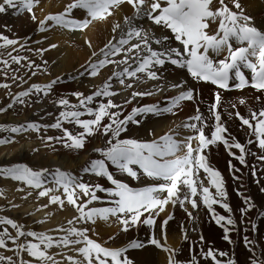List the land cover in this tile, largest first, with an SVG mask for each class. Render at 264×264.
Segmentation results:
<instances>
[{"label": "snow or ice", "instance_id": "obj_1", "mask_svg": "<svg viewBox=\"0 0 264 264\" xmlns=\"http://www.w3.org/2000/svg\"><path fill=\"white\" fill-rule=\"evenodd\" d=\"M123 0H76V2L69 6V8L85 9L92 20L103 19L105 13L111 14L109 8L122 3ZM128 3H133V0H127ZM141 5L145 0H137ZM166 6H161L160 0H154L151 3V11L147 13L148 18L156 25H162L167 29H170L174 34L175 39L183 45V52L175 48H165L163 51H157L151 48L149 43V37L145 35L143 37V47L147 49L149 55L142 57L139 60L138 65L134 69L125 68L123 72L115 74L116 78L120 80L121 84H125V77L128 79L137 78L138 73H144L147 71V75L150 79H158V75L155 71H148L153 66H163L166 62L176 65L179 68H186L187 72L197 80L210 82L216 85L220 89L227 90L229 88V82L231 79L239 81L236 85L238 88H244L250 86L257 91H264V31L258 29L252 22L251 17L243 15L241 4L239 0H234V7L240 9L241 12L232 11L226 5L224 0H220L223 7L213 11L210 8L212 0H164ZM20 5V10L27 9L31 12L33 8V0H3L0 3V13L7 11V8H14ZM159 14H155V13ZM139 13V9H137ZM34 18V17H33ZM220 18L218 30L215 34H209L206 30L209 27L208 20H215ZM48 19L55 21L62 26H74L75 29H83L91 22L85 19L82 22L76 20H65L63 15L49 16ZM118 27V26H117ZM41 30H45L41 27ZM142 29L131 28L126 37H121L115 44H112L109 51L104 53L107 58L110 54H119L123 50L124 45H128L132 37L140 38ZM2 39V37H0ZM168 37L162 39H153L154 43L163 44L167 41ZM235 41L240 47H233L232 41ZM6 43L11 45L14 42L12 40H6ZM246 45V46H244ZM55 47V45H53ZM141 49V44L132 45L129 51ZM227 50L228 55L223 60L214 61L209 53H220ZM43 51V50H41ZM19 62V58H14ZM109 62L107 59L100 60L97 63L91 64L92 76L97 75V69L106 65ZM7 63V62H5ZM127 63V60H125ZM242 69H248L252 73V81L249 85V81L246 79L244 71ZM54 83V82H53ZM6 86V85H5ZM127 87H132L131 84H127ZM52 84L46 85L45 89L36 88V91H42L44 95L48 94ZM173 87H182L177 84ZM118 93L111 91V83H106L99 90L95 91L92 95L83 97V94L76 93L79 100V105H70V102L66 99L59 101V106L62 108H71L73 110L62 111L60 117L66 122H75L84 131L78 135H73L64 130V137H57V140H63L65 137L70 144H65L66 147H72L75 149H82L85 145V137L92 136L100 132L107 136L111 134V139L107 141L109 147L106 149H98L102 159L92 160L83 171L88 174H94L97 177L106 178L114 185V189H105L100 185L94 187L81 182L77 177L70 175L61 170H57L52 173L51 181L45 179L47 170L34 171L27 166L15 165L5 168H0V175L6 178H11L15 181L23 182L25 185L42 189L38 192L40 197L49 196L50 193L63 189V193L66 196L67 203L74 206L80 215L76 218L78 221L95 223L97 218L107 220L109 216H116L120 223L124 226L123 230L127 231L128 227L136 226L139 223H143L149 226L155 224V218L159 212L164 211L165 207L172 203L175 206L178 201L180 205L186 202H190L193 208L197 207V202L194 199L197 196L198 189L196 181L193 179V175L198 170L202 169L207 173V178L213 188L216 190V195L221 200L215 199L209 191L208 187H202V199L205 206L210 210L213 204L219 203L225 211L231 213V208L227 203H222V200L227 199V193L224 190V180L221 173L218 170L209 166L205 149L218 143L223 144L227 148L231 155L235 156V153L231 152L232 148L238 149L240 155L236 156L241 164L245 163V147L235 141L231 137H226L225 133L227 128L222 123V117L219 112L220 108V95L215 97V103L211 106L215 119L214 131L210 137L205 135L204 127L206 123L202 120L200 115L195 116L193 119L200 123L187 124L188 127L194 130L197 135L189 137L187 142L182 146L181 142L177 141L173 136L166 135L157 142H138L132 139L120 140L119 137L122 132L127 131V125L131 123H139L135 119L137 115L144 113H159L161 110L156 106H148L143 108L133 109L132 113L127 117L121 119L120 112H113L112 109H119L121 106L115 104L111 99H107L106 103H99L98 107H89L97 97L109 98ZM148 93H133L136 95H147ZM30 91H24L19 93L15 97V102L23 103L25 97L30 96ZM195 98L194 89H187L181 92L175 97L169 107L164 108L163 112H171L174 108H178L183 101H192ZM130 102V101H129ZM240 103H244L243 100ZM12 107V105H9ZM83 109L77 110V109ZM3 111V109H0ZM92 116L93 119L82 120V116ZM231 115V114H230ZM237 118L240 119L243 125H246L251 129L252 135L255 136L259 149L264 151V109L259 111L251 110L250 118L241 116L239 112L235 113ZM105 118L108 119V123H103ZM253 121L255 123L253 124ZM50 127L61 128L62 122L58 121ZM39 131V126L35 123H29L27 125H21L10 129L13 133H20L23 131ZM52 137L48 140L51 141ZM195 139L198 141L196 148L192 147L191 141ZM115 141V143H113ZM231 141V142H230ZM8 141L0 140V144ZM252 141H249L251 143ZM186 148V154L184 156H178L177 153ZM264 160V156L259 157ZM109 164L116 169L126 173L129 177L138 178L137 170H134L133 166H137L139 170H142L143 174L147 177L164 181L165 183L156 184L149 187H144L139 190H135L128 184L116 180L112 173L109 171ZM51 183L53 187H46V184ZM183 184L190 189L192 199L189 201L188 196L180 198L179 188ZM76 189H79L85 197H89L83 203H78L80 197L76 193ZM106 192L108 196L113 197L111 204L114 207L104 208H88V205L96 202L100 199L96 195V192ZM160 193H167L166 197H161ZM31 195V193H29ZM246 207L241 209L242 214H246L252 207L247 197L244 198ZM52 204H58L61 208L64 206V200L60 196L52 195L50 197ZM158 210V211H157ZM147 212L150 215L141 221V216ZM191 217V213L188 214ZM217 224L224 222L226 225H234L235 221L230 217L223 215L213 214ZM173 217L169 216L168 220ZM69 224H73L74 221H68ZM168 221L162 222V228L166 229ZM0 224L9 225L12 229L16 230V234L11 235L7 228L0 231V248L7 249V242L10 241L17 245L16 249H9L13 251L27 252L30 257H33L41 264H47L52 261L55 264L53 258L47 255V249L54 246V240L47 234H38L34 231H24L22 226L15 223L12 219H0ZM224 226V225H222ZM63 231L66 235L59 237L55 241V246L63 244L65 247L70 245L83 244L84 246L76 249V251L83 257L85 264H108V258H111L112 264H132L126 257L120 261L119 257L123 256V253L128 249L122 250H109L102 247L99 243L94 242L87 236V229H78L71 227L68 229H58ZM225 236L224 239L229 243H232L229 232V227H224ZM32 237L38 243L27 242L18 243L21 237ZM72 237H75L74 239ZM166 238V237H165ZM148 243L161 248L163 251L170 252L169 264H178L173 259L175 255L174 250L163 247L160 242L153 236ZM252 241L246 240V244H251ZM43 246V247H42ZM145 245L138 241H132L130 247L133 249L142 248ZM217 255L221 257H227L226 252H214L212 249L206 253V258H211L215 261V264H236V261L229 257L225 262L217 260ZM70 264H81L80 261L75 260L73 257L67 258ZM7 260L8 264H17L10 257L0 256V262ZM18 264H29L24 261L23 258H19ZM192 264H196L195 259ZM252 264H256L253 260Z\"/></svg>", "mask_w": 264, "mask_h": 264}, {"label": "bare ground", "instance_id": "obj_2", "mask_svg": "<svg viewBox=\"0 0 264 264\" xmlns=\"http://www.w3.org/2000/svg\"><path fill=\"white\" fill-rule=\"evenodd\" d=\"M145 1L147 2L146 11L144 8H138V7L134 8L130 5L118 4L109 8V12L111 14L106 15L107 13H105L106 15L105 17L108 18L106 20L104 19V21L102 22H100L97 19L92 20L89 15L86 18L87 14L85 13L84 16L85 19H88L91 22L88 24V28H86L84 31L80 32L78 29H75L71 25L65 27L62 26L61 24H57L56 29L54 28L55 30H53L52 32L50 31V33H47L46 31L45 35H40L38 37L40 41L39 40L37 41L41 44L39 47L40 48L39 53L44 54V51H47V53H45L46 56L44 58H41L40 55L38 54V58L44 60V63L46 65L43 67L44 70H42V67L40 69L42 70L43 73H45V75L54 74L56 76H60L61 74L64 73L63 75H61L60 78L55 79L53 77L54 79H51L48 82L42 81V83L40 84L42 85H44V83H46L47 85L52 84V87L57 89L58 93L59 92L68 93L69 91H74L73 90L75 87L74 78L76 77V79L78 78L80 80V83L78 87L77 86L75 87V90H77L78 93H81L85 96L90 94L92 95V93H94L99 89L102 83H103L102 86H104V83H106L105 78H107L108 76H112L113 82L120 81L119 79L116 78L115 74L123 72L125 68H129L130 70L134 69L138 65L140 58L149 55L147 49L143 47V37L145 35L149 37V43L151 45V48L154 50L163 51L165 48H176L179 49L181 52H183V45L180 44V42L175 39V36L170 29H167L162 25H156L148 18L147 13L151 11V3L154 2V0H145ZM228 1L229 0H224V5H226L232 11H236L238 13L241 12L240 9L232 8L231 5H229ZM72 2L75 3L76 0H33V5L36 6L35 11H33V13L37 12L39 15H41L42 11L46 13L45 14L46 17L43 21H40V25L38 29L49 24V22L46 23V20H48V17L51 16L50 13L59 14L60 12L61 13L66 12L68 11V9H70L69 6L72 5ZM160 2L162 7L166 6L164 0H160ZM239 3L241 4L242 14L251 17V22L258 29L264 31V0H239ZM221 7H223V5H221L220 0H212V4L210 5L211 10L215 11ZM20 8L21 6L17 5L16 7H14L11 13L9 12L5 14L6 16H8L5 18L7 22L9 19L8 27H10L11 35L17 38L16 40H12L14 42L13 44L11 45L8 44L9 47H12V51H16L19 48H28L25 39L34 31L33 24L29 23L31 19L28 20L29 16H25V17L23 16L22 18L18 17V13H21ZM72 9L75 10L74 11L75 13L72 12ZM137 9H139V13L137 12ZM84 11L86 10L80 8H71L69 10L70 14L73 15L76 14L77 17L81 15L83 16L82 12ZM155 14H159L158 11ZM16 17H18V20H16ZM67 17L65 16V18ZM75 18L76 16H74V19ZM85 19H82L80 17V19L77 20L79 22H82ZM67 20H73V19L68 18ZM207 22L209 24V27L206 31L209 34H215L219 27L220 18H216L215 20L209 19ZM36 26H35V30H37ZM131 28L142 29L143 37L140 38L132 37L130 39L128 46L126 47L125 45L123 46V50L121 51L120 54H110L106 58L104 53L106 51H109L111 45L115 44L121 37L127 38L126 33ZM113 30H115L116 32H113ZM41 37H45V38L41 40ZM163 37H168L165 43L157 44L153 42V39H162ZM100 39L103 42H105L106 46L105 45L102 46L103 43L101 45L100 42L102 41H99ZM92 40L95 41V43H97V45L100 46L98 48L97 47L95 48L94 47L95 45H92V42H91L92 46H90V43L88 44V41L90 42ZM138 43L141 44V49L132 50V52L129 51L132 45ZM232 44L234 48L241 46L238 43H236L234 40L232 41ZM53 45H55V47H53ZM80 49L81 50L83 49L82 51L86 50L87 52H89V54L85 55L84 52L83 53L80 51L78 52V50ZM49 50H52V52H49ZM93 50L95 51L94 55H92ZM33 51L34 48H32L31 53H33ZM209 55L214 61H219L225 59V57L227 56V52L226 50L220 53L210 52ZM13 57L20 59V57H15V56ZM126 57L128 59L127 63H125ZM14 58L11 60L7 59V61L14 62L15 61ZM104 59L114 62H109L106 65L99 67V70L102 73V75L96 77V79H91L87 75L83 74L85 73L84 71L86 69L87 71H89L88 68L91 67V64L97 63L98 61ZM81 65L82 66L84 65L83 67L86 69L81 72H78V70L81 69L80 68ZM111 65H115V66L112 67ZM38 69H39L38 67H35L34 71L36 72L38 71ZM148 71H155L159 78L150 79L147 75V71L144 73H138L137 78L134 79L137 81V84L138 83L139 84L133 91L131 92L128 91L129 93H127L126 96L122 94V92L126 90L127 88L126 86H122V84L121 85L112 84L111 82V91L118 93L117 94L118 100L119 102L121 101L120 103L121 107L118 109V112L122 114L120 116L121 119L130 115L133 109L136 108L156 106L161 110L159 113L156 114L154 113L141 114L142 115L141 122L143 121L144 124L140 123V127H137L135 123L130 122L127 125V131L121 133L122 137L127 136L128 138L131 139L134 138L146 142L147 141L157 142L160 141L162 137L166 135H171L177 141L181 142V145L183 146L187 142L188 139L187 137L192 136V134L197 135V133L194 130L185 127V125L193 124V123L197 124V126L199 127L200 123L193 119L197 115H200L202 117V120L206 123V126L204 127L203 130L205 132V135L210 137L211 133L214 131V125H215L214 115L212 111H210V108L215 103L216 95L219 94L221 98L219 112L222 117V123L227 128V132L225 133V136L233 138L235 141L241 143L245 147L246 149L245 163L241 164L240 161L237 158H235L236 156L240 155L238 149L232 148L231 152L235 153V156L230 157L227 154V151L229 150L225 148L223 144L220 143L216 145H212L209 148L205 149V155L209 166L215 170H218L221 173L222 178L224 180V190L226 191L228 198L226 200H222L221 202L227 203L230 206L231 213H229V216L231 219L235 221L234 228L232 227L230 228V230L232 229V231L234 229V233H235L233 236V245H232L233 251L239 257V259L242 258V255H244L243 253H245V250L242 249L245 248L243 246L244 244L247 246L248 249H250L248 252L249 254L254 255L257 259L260 257L262 261H264V239H262V237L260 236V232L258 230L260 223L264 219V200L260 199L262 198L260 193L264 192V160L260 161L259 159V157L264 156V151L259 149L258 144L256 142V138L251 133V129H249L246 125H243L240 119L237 118V116L235 115V113L239 112L241 116L250 118L251 110L259 111L260 109H264V91H257L249 88L235 92H225L215 88L210 83L194 79L187 72L186 68H179L176 65H172L171 63H167V62L162 67L153 66ZM90 72L88 73L89 76L91 75ZM248 72L251 71L248 70ZM103 75L105 76L107 75V76L105 77ZM177 84L182 85V87H173V85H177ZM122 87L123 90L121 91ZM187 89H194L195 91L194 100L181 102L179 107L174 108L171 112L162 111L164 108L170 106L171 101L175 97H177L181 92ZM133 93H148V94L134 96ZM105 99L107 102V99L110 98H105ZM241 100H243L244 103H240ZM137 116L135 117V119L139 120L137 119L138 118ZM9 122L11 124L12 120H10ZM254 123L255 121H253V124ZM36 132L37 131L32 130V132L23 131L18 134L15 133L12 136V138L15 139H12L11 143H13L12 141L18 140L16 144L14 145H10L11 143L1 144L2 149H0L1 152L0 162H4V161L6 162V160L10 159L13 154L18 153L19 155H23L27 151H39L41 152L42 155H44L45 150L44 147L42 146L43 144L38 141L32 142L33 140H29V137L32 138L34 137L35 134L39 133ZM23 135H26L25 143L21 142ZM100 137H101V133L98 132L96 135H94L92 142L97 143L99 145L101 143ZM249 141L252 142L249 143ZM191 143L193 148H196L198 146L197 140L191 141ZM91 150L92 149L90 146H86L83 150L84 156L82 155L81 158L75 157L70 154H62L57 159V161L54 160L56 162H52V164L50 163L51 166L49 167L55 168L57 166L63 167L65 165L64 169L69 170L70 168L71 174H79L82 172L83 168L87 166L86 163L89 161L88 159L91 154ZM185 154H186V148H184L183 150L177 153L178 156H184ZM257 165L260 166L263 165L261 171L256 170ZM203 173L204 172H201V170H198L197 172L194 173L193 179H196L197 175L202 177L204 182V187H208L210 194L212 196L215 195L217 197L215 188L211 186L209 179L205 177L206 174ZM258 178L261 179V182L257 180ZM51 179L52 177L50 178V180ZM129 182L131 183L130 180ZM0 183L6 193L8 200L14 199L15 204L20 205L19 208V210L21 211L20 213L21 216H19L20 218H23L24 216H28V220L31 222H33L34 220L39 221L47 231L51 229V234L56 233L54 231L57 230V228H59L58 226L70 225L68 221H74L73 224L74 227L76 228L79 226L77 224V219H76L78 217L77 210L74 206L69 205L67 203V200L65 199L66 196L64 195L62 188L59 191L50 193L49 196L40 197L38 195V192L42 189L31 188L25 185L23 182L15 181L11 178H6L4 176L3 179L0 180ZM152 184L146 185L145 187L152 186ZM46 187H53V185L51 183H48L46 184ZM226 187L228 188V190H226ZM238 189L241 190L240 193H238ZM29 193H31V195H29ZM233 193H236L237 196L234 197ZM52 195L60 196L61 199L64 200L63 208H61L58 204H52L50 202V197ZM159 195L162 198L165 197V193H160ZM245 197L248 198L252 207L249 211H247L246 214H242L241 209L246 207L244 200ZM217 200H221L220 197H218ZM37 202H44L45 205L48 207V209L46 211L39 209L38 206L35 204ZM216 206H218L216 207V211H213V207H211L212 210L211 211L206 206L204 208V213H202L203 215L199 213L200 215H202V220L200 224H202L203 220H206V222L211 221L217 223L214 220L215 218L213 214L215 213L216 215H221V213H223L221 211L225 209L222 208L219 203ZM172 208H174L172 203H169L166 206V210H165L166 216L168 215L170 216V212L171 210H173ZM186 209H190V207ZM141 218L142 221L145 219L144 217ZM177 218L178 216L175 215L169 222V227L171 230L173 229L174 222ZM211 219H213L214 221ZM158 222H161V220L157 219V223ZM187 222L188 221L185 218V223L179 226L180 229H182V231H184V227L182 226L188 225ZM96 224L97 225H96V229H94V232L97 236L95 235L94 237H92L93 238L92 240L94 242L99 243L98 241H100V239H102L104 235H105L104 237H110L114 233V231L107 229L106 225H101V224L99 225L98 223ZM142 225H143L142 223H139L136 226L141 229ZM225 226L226 224H224V222L218 224L219 230L224 229ZM212 227L214 228L215 231H218L217 230L218 227L216 226V224L215 226L212 225ZM226 227L229 226L227 225ZM221 231L222 230H220V232ZM222 232H224V230ZM160 233L162 234V232ZM160 236H162L163 238V235ZM173 238H174L173 240H175L176 236H173ZM120 239L121 240L123 239L124 242L128 240V238L122 235V236H118L114 242H120ZM145 240H146L145 242L146 244H144L145 245L144 247L135 249L137 251L134 254L137 257L138 262H139V258H143L144 256H147L149 264L152 263L153 260H155V262L159 261L156 260V256H161L162 253L158 251L159 249L156 250V248H153L154 245L151 244L149 246L147 243V239ZM246 240L252 241L253 243L246 244ZM83 246H84L83 244L74 245V246L70 245L68 247H65L64 245L60 247L56 246V250L60 249L63 251V255L64 254L67 255L66 257L68 256L73 257L75 260L80 261L81 264H85L83 257L79 255V253L76 251V249H79ZM129 246L130 245L126 247ZM51 251L52 250H50V252ZM52 253H54V251H52ZM63 255L60 256L64 260L63 261L60 260V262L62 264H70L69 260L66 257L63 258ZM125 257L126 256H122L121 261ZM239 263L242 264V261H239Z\"/></svg>", "mask_w": 264, "mask_h": 264}, {"label": "rangeland", "instance_id": "obj_3", "mask_svg": "<svg viewBox=\"0 0 264 264\" xmlns=\"http://www.w3.org/2000/svg\"><path fill=\"white\" fill-rule=\"evenodd\" d=\"M2 2H3V0H0V3H2ZM228 2L232 8L236 9L234 7V0H229ZM72 4H74V2H72ZM120 4L129 5L126 2H122ZM35 8H36V6H33L31 12H29L27 9H24L21 11V13H18L19 18H22L23 16L24 17L29 16L28 20L31 19L29 21V23L33 24L34 31L25 39L26 43L28 45V48H19L16 51H12V47H9V45L6 44V40H16L17 39L15 36L11 35L10 27H8L9 26V19H8V22L5 19L6 17H8L5 14L9 13V12L11 13L14 8H7L6 12L0 13V37H2V39H0V109H3V111H0V140L8 141V142L3 143V144L11 143V140L15 139V138H12V136L15 133L10 131L11 128L18 127L21 125H27L29 123H35L39 126V131H37L39 133L36 132L37 134H35L34 137H32V138L29 137V140H33L32 142H35V141L41 142L43 144L42 146L44 147L45 154L42 155L41 152H39V151H27L23 155H19L18 153H16V154H13L10 159L6 160V162L5 161L0 162L1 165L3 164L2 166L0 165V168H5V167H10V166H15V165H22V166H27L34 171L47 170V172L45 174V179L48 181H51L50 178L52 177V175H51L52 173H55L57 170H61V171L66 172L70 175L78 177V179H80L81 182H84L91 187H94L95 185L98 184L105 189H114V186L107 184L110 181H108L106 178L97 177L94 174L85 173L83 170L79 174H71L70 168H69V170L64 169L65 165L63 167L62 166L61 167L57 166L55 168L49 167V166H51L52 162H56L57 159L62 154H70V155H73L75 157L81 158L82 155L84 156L83 150L86 146H90L92 149L91 150L92 155L90 154L89 159H88L89 161L86 163V165H88L92 160L102 159V157L100 156V154L97 150L98 149H106L107 147H109L107 141L111 138L110 137L111 134L105 136L101 133V137H100L101 143L99 145L97 143L92 142L94 135L86 136L85 137V145H84V148H82V149H75L72 147H66L65 146L66 143L67 144L71 143L70 141L67 140L66 137L63 140L55 139L57 137H64L65 136V133H64L65 129L68 132L72 133L73 135H78L79 133L84 131L75 122L63 121V118L60 117V113L62 111H69V110H73V109L62 108L61 106H59V101L62 99H66V98H67L66 100L69 99L68 101L70 102V105H77V106L79 105V100H78L77 96L74 95V93L75 94L78 93L77 90H75V87L79 86L80 80L78 78L76 79V77L74 78L75 87L73 90L75 92L69 91L68 93H60V92L58 93L57 89H55L53 87H51V89L48 90L47 95H44V93L42 91H40V92L36 91L37 87H39L40 89H45V86L47 84L44 83L45 86L40 84V83H42V81L48 82L51 79L60 78L61 75H63L64 73L61 74L60 76H56L53 74L54 75L53 76L50 74L45 75V73L42 72V70H44L43 67L46 65L44 63V60L38 58V54L40 55L41 58H44L46 56L45 53H47V51H44V54L39 53V51H40L39 47L41 44L39 42H37L39 40L38 37L40 35H45L46 31H47V33H50V31L52 32L53 30H55L57 27V23L53 20L48 19V20H46V23L49 22V24L43 26V28L45 30L42 31L41 28L38 29V27L40 25V21H43L45 19L46 13L44 11H42L41 15H39L37 12L33 13V11H35ZM69 10L70 9H68V11H66V12H62V13L60 12L59 14L50 13V15L51 16L63 15L64 18H65V16L66 17L68 16L67 18H65V20L70 18V19H73L76 21H78L77 19H80V17L82 19H85V17H84L85 13L87 14L86 18L88 17V13L86 11L82 12L83 16L81 15V16L77 17L76 14H74V15L70 14ZM74 11L75 10L72 9L73 13H75ZM106 15H108V14H106ZM74 16H76L75 19H74ZM18 17H16V20H18ZM107 18L104 17L103 19H97V20L102 22V21H104V19L106 20ZM32 19H33V21H32ZM34 20L36 21V23ZM5 21H6V23H5ZM36 25H38V26H36ZM35 26L37 27V30H35ZM86 28H88V26L83 28L82 30L81 29H78V30L81 32V31H84ZM5 30H8V31H5ZM115 30H113V32H116ZM42 32H43V34H42ZM141 37H143V32L141 34ZM44 38L45 37H41V40ZM99 41H102V40L100 39ZM91 42H92V45H95L94 46L95 48L96 47L98 48L100 46V45H97V43H95V41H93V40L90 42L88 41V44L90 43V46H92ZM100 43H101V45L103 43L102 46L105 45V42H103V41ZM100 43H98V44H100ZM32 48H34L33 53H31ZM9 50H10V52H9ZM82 50L80 49V50H78V52L79 51L82 53L84 52L85 55L89 54V52H87L85 49H84L85 51H82ZM49 52H52V50H49ZM94 52L95 51L93 50L92 55H94ZM101 52H102V49H101ZM12 54H14V55H12ZM13 56L20 57L19 62H17L16 60L14 62L7 61V59H9V60L13 59L14 58ZM2 60H4V61H2ZM125 60H128L127 57L125 58ZM5 62H7V63H5ZM86 63H88V62H86ZM83 66L81 65V67H80L81 69H79L80 71L78 70V72H81V71L86 69ZM111 66H109V67H111ZM35 67L39 68L38 71H36V72L34 71ZM41 67H42V70L40 69ZM112 67H114V66H112ZM88 70L89 71H87V69H86L84 71L86 74L85 73H83V74L87 75L91 79H96V77H99L100 75H102L99 68L97 69V75H95L94 77H92L91 75L90 76L88 75V73L91 71V67H89ZM103 70H105V69H103ZM103 76H105V75H103ZM49 77H51V78H49ZM46 78H49V79H46ZM112 78H113L112 76H108L107 78H105L106 83L112 82V84L121 85L120 81L113 82ZM106 83H104V85ZM127 84H131L132 87H127L126 86ZM138 84L134 78H131V79L125 78V84H122V86H126L127 88L125 91L122 92V94H124L126 96V94L133 91L137 87ZM102 85H103V83L101 84L99 89L102 87ZM122 90H123V87L121 88V91ZM22 91L23 92L24 91H30L31 95L23 98L24 99L23 103L15 102V97L19 93H21ZM87 96H89V95H86V96L83 95V97H87ZM109 98L115 104L120 105L121 101L119 102L118 95H113ZM100 102L106 103V99L103 97H97L94 100V102L91 105H89V107L96 108V107H98ZM9 105H12V107H9ZM77 110L83 111V109H79V108ZM111 111L118 112V109H112ZM137 117H138L137 119H139L138 120L139 123L138 124L135 123V125H137V127H140V123L144 124L143 121L141 122L142 115H138ZM93 118L94 117L88 116V115L81 117L82 120H88V119H93ZM58 119L62 122V127L59 129L54 128V127H50L51 125L55 124L58 121ZM10 120H12L11 124L9 122ZM108 122L109 121L107 118H105V120L103 121V123H108ZM29 132H32V130H29ZM192 136H196V134H192ZM192 136H190V137H192ZM49 137H52L54 139L49 141L48 140ZM121 137H122V135H121ZM121 137L119 138L120 140L131 139V138H128L127 136H124L122 138ZM25 138H26V135H23L21 142L25 143V141H26ZM187 138H189V137H187ZM132 140H136L138 142H146V141H142L140 139H134V138ZM194 140L195 139H193L192 141H194ZM12 142L13 143H11L10 145L16 144L18 142V140L12 141ZM147 142H149V141H147ZM113 143H115V141ZM0 149H2L1 144H0ZM0 154H1V152H0ZM227 154H228V156L233 157V155H231L229 151H227ZM54 160H56V161H54ZM258 164H259V162H258ZM109 167L112 168L113 177L115 179L119 180L120 182H123V180L129 182V180H130L131 183L129 182V186L135 190L142 189L146 185H150L152 183H153L152 186L156 185V184H160V183H165L164 181H160V180H156V179L147 177L145 174H143L142 170L138 169L137 166H133L134 170H137V172H138V178H136V179L129 177L126 173L120 171L119 169H116L114 166H111L110 164H109ZM262 168H263V165L262 166L257 165L256 170L261 171ZM110 171H111V169H110ZM201 172H203V171L201 170ZM89 176H90V178H89ZM144 176H146V177H144ZM3 177H4L3 175H0V180H2ZM205 177L207 178L206 175H205ZM194 180L196 181V186L198 189L197 196L194 199L196 200L198 207H201L200 205L205 206L203 203V199H202L203 193H202V187H201V182H202V186L204 187L203 179H202V177L197 175V178ZM257 180L261 182L260 178H258ZM148 183H150V184H148ZM236 184H237V182H236ZM147 187H149V186H147ZM226 190H228L227 187H226ZM240 192H241V190L238 189V193H240ZM76 193L80 197V200H78V203H83L84 201L89 199V197H85L83 195V193L80 192L79 189H76ZM260 194L262 196V198H260V199L264 200V192H261ZM96 195L98 197H100V199L98 201L93 202L92 204L88 205V208L85 209V211H87L88 209H91V208L114 207V205L111 204V201L114 198L108 196L106 192L97 191ZM178 195L180 198H184L185 196H188L189 201L192 199L190 189H188L183 184L180 185ZM166 196H167V194L165 193V197ZM233 196L235 197V196H237V194L233 193ZM213 197L215 199H218L219 196L216 197L214 195ZM65 199H66V197H65ZM14 201H15L14 199L8 200L6 193H5V191L2 188V185L0 183V219L10 218L15 223L22 226L23 230L26 232L27 231H34L38 234H47V235L49 234V236H51L54 240V246L47 249V255H49L53 258V261H55V264L61 263L60 260H62V261L64 260L60 256V255H63V251L60 249L56 250L55 241H57L59 239V237L66 235V233L65 232L62 233V231H58V229L63 227V226H64L63 228L68 229V228L74 227V224L58 226L59 228H57V230L54 231L56 233L51 234V229L49 231H47L45 229V227H43V225L39 221L34 220L33 222H31L28 220V216H24L23 218H20L19 217V216H21V214H20L21 211L19 210L20 205L15 204ZM35 204L38 206L39 209H41L43 211H46L48 209V207L45 205L44 202H37ZM217 204H213L212 207H215V209H216ZM188 207H190V209H186ZM204 208H201L202 210H200V211L196 210L195 208L192 207L190 202H186L182 207L180 205V203L177 201L174 208H172L173 210H171V212H170V216H172V215H173L172 217H174L175 215L178 216V218L174 222L172 230L169 227V222L171 221V220H168L169 215L168 216L165 215L166 207L164 209V212L163 211L159 212L158 216H156L155 213H152V215L155 218V222H156L155 225L149 226V225L142 223L143 225H142L141 229L137 226H131L130 225L128 227V230L124 231L123 230L124 226L120 223V220L116 216H109V218L107 220L97 218L95 220V223L77 220V224L79 225L77 228L80 229V227H81V229H87L88 230L87 236H88V238H90L92 240L93 239L92 237H94L96 235L94 232V229H96V225H97L96 223H98L99 225L100 224L106 225L107 229L114 231V233L110 237H104L105 235L103 234L104 236L102 235L103 236L102 239H100V241H98L99 244L102 247L109 249V250H122V249L127 248L128 250L123 253V256H126L129 259V261L132 262V264H149V262H148L147 256H144L143 258H139V262H138V259L134 254V253H136L137 250H135L133 248L131 249L130 246L129 247H126V246L130 245V243L132 241H137V240H139L138 242L146 244L145 239H147V243H148L150 238H152L153 236L160 242V244L163 247L169 248L170 250H174L175 255L173 256V259L175 261H177L178 264H192V261L194 259L196 261V264H215V261H213L211 258H206V253L209 251V249H212L214 252H226V253H228L227 257H221V256L217 255V260L222 261V262H225L229 257H231L236 261V264H240L239 261H242V264H252L253 260L256 261V264H264V261H262V259L260 257L257 259L254 255L249 254L248 252L250 249H248L247 246L244 244H243V246L245 248H242L243 250H245V253H243L244 255H242V258L244 260L242 258L239 259V257L233 251V247H232L233 236L235 234L234 229H233V231L231 229L229 232V236H230V239L232 241V243H229L228 241H226L224 239L225 232H222L224 229H220V230H222L221 231L222 233H221L217 223L211 222V221L206 222V220H203L202 224H200V222L202 220V215H203L202 213H204ZM197 209H199V208H197ZM224 211L225 210L221 211V212H223V213H221V215H223L225 217H230L229 212H226V211L224 212ZM189 213L192 214L191 217L188 215ZM199 213L202 215H200ZM79 215H80V213L77 211V216H79ZM149 215H150L149 213L145 212L144 215L141 217L146 218ZM185 218L188 221L187 222L188 225L182 226V227H184V231H182V229H180L179 226H181L183 223H185ZM157 219H160L161 222H162V220L168 221L166 229L160 228L161 222L157 223ZM211 220H213V219H211ZM141 221H142V218H141ZM215 224L218 227V229H217L218 231H215L214 228L212 227V225L215 226ZM228 226H229V228H231V227L234 228V225H228ZM4 228H7L8 232L13 236L16 234V230L12 229L9 225L0 224V231H2ZM164 229H165V231H164ZM204 230H205V232H204ZM258 230L260 232V236L262 237V239H264V219L260 223ZM160 232H162V234ZM122 235H124L126 238H128V240L124 242L123 239L122 240L120 239V242H114L118 236H122ZM160 235H163V238ZM173 236H176L175 240H173L174 239ZM72 238L74 239L75 237H72ZM161 239L164 240V243H163V240H161ZM27 242L38 243V241L34 240L32 237H27V236L21 237L20 240L18 241V243H27ZM148 245L150 246L151 244L148 243ZM60 246H63V244H61ZM60 246H58V247H60ZM16 248H17L16 244H13L10 241H8L7 242V249L0 248V256L10 257V258H12L13 261H16L17 264H18L19 258H23V260L29 262V264H41V262H38L33 257H30L27 254V252L9 250V249H16ZM153 248H156V250L159 249L158 251H160V253H162V255H161L162 257L156 256V260H159L160 262L159 261L155 262V260H153L152 263H150V264H169L170 252L163 251L161 248H157L156 246H154ZM50 250L54 251V253H52V251L50 252ZM66 256L67 255L64 254L63 258ZM68 257H66V258H68ZM118 260L121 261V257H119ZM0 264H8V261L5 260L3 262H0ZM47 264H52V261L47 262ZM108 264H112L111 258H108Z\"/></svg>", "mask_w": 264, "mask_h": 264}]
</instances>
